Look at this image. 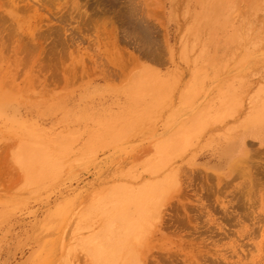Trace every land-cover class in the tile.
Segmentation results:
<instances>
[{
  "label": "rangeland",
  "instance_id": "374dc122",
  "mask_svg": "<svg viewBox=\"0 0 264 264\" xmlns=\"http://www.w3.org/2000/svg\"><path fill=\"white\" fill-rule=\"evenodd\" d=\"M263 121L264 0H0V264H264Z\"/></svg>",
  "mask_w": 264,
  "mask_h": 264
},
{
  "label": "bare ground",
  "instance_id": "6f19581e",
  "mask_svg": "<svg viewBox=\"0 0 264 264\" xmlns=\"http://www.w3.org/2000/svg\"><path fill=\"white\" fill-rule=\"evenodd\" d=\"M71 11V10H70ZM74 11V10H73ZM76 15V14H75ZM69 18V17H68ZM57 26V25H56ZM59 39V38H58ZM217 114V113H216ZM31 159V158H30ZM157 180V179H156ZM108 202V201H107ZM110 202V201H109ZM133 209V208H132ZM119 211V210H118ZM123 213L125 212V211H122ZM130 212V211H129ZM120 214V213H119ZM128 214H131V213H128ZM132 214H133V212H132ZM131 214V215H132ZM112 215V214H111ZM124 215H127V213L125 212L123 215L121 214V215H119L120 217H117V218H115V219H117L118 221H120L119 219H121L122 218V220L120 221V222H123V220H125V222H126V220L128 221V219L127 218H129L130 216L129 215H127V218H126V216L125 217H123ZM129 216V217H128ZM119 218V219H118ZM126 218V219H125ZM248 218V217H247ZM109 221L108 222H110L109 224H108V226H106V234L104 235L105 236V249H106V251H107V253H108V255L110 256V254L109 253H111V255L113 254V252H112V250L114 251V250H116V246L118 245H120L119 247H122L124 244H121V243H125V242H123V241H125V240H127V239H125V238H127V236H129V232H128V230H127V227L126 228H124V229H126L127 230V234L126 233H124V234H126L127 236L125 237V236H123V235H119V236H117L116 234H118V231H116V229H114V226H112V225H114L113 223H111V222H113V219H108ZM125 222H124V224H125ZM136 222V221H135ZM128 223H134V219L132 220V221H130V222H128ZM137 223V222H136ZM140 224V223H139ZM116 226V225H115ZM126 226H128V225H126ZM125 227V226H124ZM131 227L132 226H130L129 225V227L128 228H130L131 229ZM116 232H115V231ZM121 230V229H120ZM132 230H133V228H132ZM131 230V231H132ZM120 232H122V231H119V233ZM108 235V236H107ZM123 236V237H122ZM113 237V238H112ZM118 237V238H117ZM96 238V237H95ZM108 238H110V239H108ZM112 238V239H111ZM116 238V239H115ZM122 239V240H121ZM122 242H121V241ZM95 243V242H94ZM116 243H117V245H116ZM120 243V244H119ZM127 243V242H126ZM129 244V243H128ZM95 246H97V245H95ZM102 246V245H101ZM114 246H115V248H114ZM117 246V247H118ZM119 247H118V251L120 252V251H122V248H120L119 249ZM130 247V246H129ZM95 251V250H94ZM110 251V252H109ZM94 254V253H93ZM97 254V253H96ZM120 254V253H119ZM118 255V254H117ZM127 255H128V252H127ZM100 256V255H99ZM95 257V256H94ZM98 257V256H97ZM88 258V257H87ZM103 258H104V256H103ZM108 258V257H107ZM135 259V258H134ZM101 260H102V258H101ZM129 260V259H128ZM115 261V260H114ZM123 261V260H122ZM86 262V261H85ZM98 262V261H97ZM126 262H127V260H126ZM129 262V261H128ZM110 263V262H109ZM137 263V262H136ZM100 264V263H99ZM102 264V263H101ZM105 264V263H104ZM106 264H108V263H106ZM112 264H114L113 263V261H112ZM116 264H117V261H116ZM135 264V263H134Z\"/></svg>",
  "mask_w": 264,
  "mask_h": 264
},
{
  "label": "crops",
  "instance_id": "0c3cea01",
  "mask_svg": "<svg viewBox=\"0 0 264 264\" xmlns=\"http://www.w3.org/2000/svg\"><path fill=\"white\" fill-rule=\"evenodd\" d=\"M229 50H230V49H229ZM229 50H228V52H229ZM223 52H224V54H225V50H223ZM252 139H253V140H256V141H261V142L264 143V121H263V123H262L261 134H260V136L257 137V138L252 137Z\"/></svg>",
  "mask_w": 264,
  "mask_h": 264
}]
</instances>
